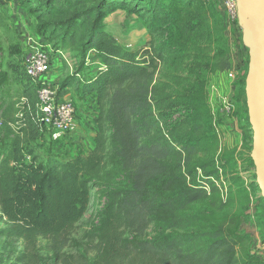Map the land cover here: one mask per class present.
Masks as SVG:
<instances>
[{
	"label": "trees",
	"instance_id": "1",
	"mask_svg": "<svg viewBox=\"0 0 264 264\" xmlns=\"http://www.w3.org/2000/svg\"><path fill=\"white\" fill-rule=\"evenodd\" d=\"M78 1L83 6L86 0ZM194 1L146 0L152 10H162L153 20L164 28L161 40L151 37L147 63L104 29L105 16L123 7L122 0H98L81 16L87 32L57 45L65 51L80 41L84 53L94 51L95 71L78 81L76 89L79 98H88L85 108L94 114L93 145L85 154L40 167L36 216L18 202L16 167L24 160L23 146L41 137L35 117L37 88L25 72L21 75L24 100L19 115L3 118L7 141L0 160V237L10 249L20 245L10 253L13 264H264V255L251 251L249 237L237 230L243 214L214 212L233 202V195L223 178L226 150L207 100V77L196 76L180 100L156 77L167 55L176 63L189 55L198 34L204 41L197 49L200 58L208 59V70L231 67L219 0L217 5ZM244 80L238 82L237 97L243 98L247 112ZM73 82L71 77L63 84ZM177 105L188 122L183 132L164 127L165 119L156 117L165 114L160 108ZM94 191L103 192L101 208L80 238H73ZM200 202L208 208L195 209ZM151 225L160 232L147 238ZM40 239L46 241L44 254Z\"/></svg>",
	"mask_w": 264,
	"mask_h": 264
},
{
	"label": "rangeland",
	"instance_id": "2",
	"mask_svg": "<svg viewBox=\"0 0 264 264\" xmlns=\"http://www.w3.org/2000/svg\"><path fill=\"white\" fill-rule=\"evenodd\" d=\"M81 1V0H80ZM123 7L116 8L104 18V29L109 36L119 44L133 50L139 61L147 63L149 43L151 37L162 39L164 28L153 16L161 15L162 10H152L146 6V0H122ZM217 5V0H207ZM78 0H0V160L3 158V149L7 139L4 136L2 121L5 116L16 117L20 106L24 81V65L27 56L36 49H54L61 42L68 41L72 36L81 37L86 33L88 26L81 21L84 12H91L98 0H86L80 5ZM199 5L200 0H195ZM219 7V4H218ZM224 24L225 21H223ZM229 37V58L231 67L224 71L210 72L207 58H200L201 52L197 49L202 45L204 38L199 34L195 44L189 45V55L174 62L166 56L164 62L158 66L156 77L169 84L168 93L176 95L180 100L191 89L196 76L207 77V100L215 118V127L220 139V145L225 148L223 161L225 162L223 178L229 185V194L233 195V202L225 205L217 214H232L239 212L243 219L238 226V232L249 237L247 243L251 251L264 255V199L260 194L255 176V168L250 157L251 126L248 114L245 112L243 98L237 97L238 82L246 76L248 63V49L241 38V27L230 31L226 28ZM240 36V37H239ZM75 47H65L63 56L51 54L53 64L51 72L52 84L58 92L69 98L76 109L77 126L73 133L63 139L52 140L43 136L36 142H29L23 146L24 160L17 165L16 171L20 177L18 202L23 211L36 216L40 210V196L37 187L36 174L40 167L46 166L48 161L65 160L76 154H85L93 145V112L87 111L85 102L77 95L78 81L95 71L97 63L93 60L94 51L84 53L79 41ZM168 54V53H167ZM76 75V76H75ZM74 77L72 85L63 84L65 80ZM80 77V79H79ZM66 87L67 91H63ZM224 97H228L234 104L230 113L219 110V104ZM181 105L171 108H160L165 116H156L165 119L164 127H178L183 132L188 122L185 115L179 112ZM247 108V107H246ZM163 119V120H164ZM156 123V122H155ZM158 123L154 130H158ZM250 137V138H249ZM202 156V154H200ZM234 158L228 159L229 157ZM241 191L246 193L238 196ZM103 203V192L94 191L89 210L76 224L72 233L73 238H80L91 224L97 211ZM206 209V203H196L194 208ZM214 210H217L213 207ZM4 223L0 220V229ZM160 229L151 225L146 231L147 238L158 235ZM20 249L16 244L10 249L0 237V264H13L11 252ZM39 250L46 253V241L39 240Z\"/></svg>",
	"mask_w": 264,
	"mask_h": 264
},
{
	"label": "built area",
	"instance_id": "3",
	"mask_svg": "<svg viewBox=\"0 0 264 264\" xmlns=\"http://www.w3.org/2000/svg\"><path fill=\"white\" fill-rule=\"evenodd\" d=\"M219 8L226 28H229L230 31L240 28L235 0H219ZM51 54L53 57H62L63 50L56 48L50 49V51L36 49L27 56L24 72L37 88L35 117L40 134L48 136L52 140H59L75 130L77 126L76 109L73 102L66 98L62 92H58L52 84L51 67L54 58L50 56ZM63 58L65 57L63 56ZM65 61L69 64L66 58ZM21 100L24 99L21 98ZM233 109V102L228 97H224L219 104V110L230 113Z\"/></svg>",
	"mask_w": 264,
	"mask_h": 264
},
{
	"label": "water",
	"instance_id": "4",
	"mask_svg": "<svg viewBox=\"0 0 264 264\" xmlns=\"http://www.w3.org/2000/svg\"><path fill=\"white\" fill-rule=\"evenodd\" d=\"M241 38L248 49L244 80L255 176L264 199V0H235Z\"/></svg>",
	"mask_w": 264,
	"mask_h": 264
},
{
	"label": "crops",
	"instance_id": "5",
	"mask_svg": "<svg viewBox=\"0 0 264 264\" xmlns=\"http://www.w3.org/2000/svg\"><path fill=\"white\" fill-rule=\"evenodd\" d=\"M66 87H67V86H65V88L63 89L64 92L67 91V90H66Z\"/></svg>",
	"mask_w": 264,
	"mask_h": 264
}]
</instances>
